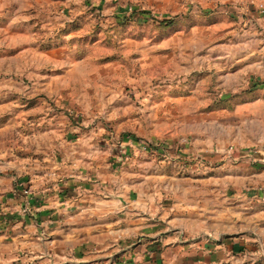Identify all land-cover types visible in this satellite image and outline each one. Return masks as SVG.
<instances>
[{
	"label": "crops",
	"instance_id": "crops-1",
	"mask_svg": "<svg viewBox=\"0 0 264 264\" xmlns=\"http://www.w3.org/2000/svg\"><path fill=\"white\" fill-rule=\"evenodd\" d=\"M61 69L40 82L33 133L19 131L32 146L0 161V264H264V149L251 161L169 129V157L140 159L135 139L106 130L116 113L75 116L81 83Z\"/></svg>",
	"mask_w": 264,
	"mask_h": 264
},
{
	"label": "rangeland",
	"instance_id": "rangeland-1",
	"mask_svg": "<svg viewBox=\"0 0 264 264\" xmlns=\"http://www.w3.org/2000/svg\"><path fill=\"white\" fill-rule=\"evenodd\" d=\"M70 64L81 83L72 90L75 116L116 113L106 130L161 148L140 150V159L168 158L171 129L209 136L251 161L264 149L260 0H0V161L5 149L32 146L19 131L33 133L45 107L40 84ZM146 112L156 137L139 120ZM135 114L138 123L129 120Z\"/></svg>",
	"mask_w": 264,
	"mask_h": 264
},
{
	"label": "built area",
	"instance_id": "built-area-1",
	"mask_svg": "<svg viewBox=\"0 0 264 264\" xmlns=\"http://www.w3.org/2000/svg\"><path fill=\"white\" fill-rule=\"evenodd\" d=\"M133 139H135V138H133ZM135 141L138 142V150L139 151L144 150L145 152H153V151L157 152V151H160V149H161V148H156L158 146H155L156 144L150 142V140L148 142V141H144V140L139 141V140L135 139Z\"/></svg>",
	"mask_w": 264,
	"mask_h": 264
},
{
	"label": "trees",
	"instance_id": "trees-1",
	"mask_svg": "<svg viewBox=\"0 0 264 264\" xmlns=\"http://www.w3.org/2000/svg\"><path fill=\"white\" fill-rule=\"evenodd\" d=\"M263 84H264V82H262ZM150 154H152V152H150ZM156 157H159V155L158 156H156Z\"/></svg>",
	"mask_w": 264,
	"mask_h": 264
}]
</instances>
